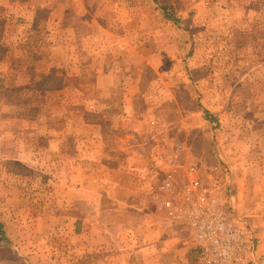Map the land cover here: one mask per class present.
<instances>
[{"label": "rangeland", "instance_id": "1", "mask_svg": "<svg viewBox=\"0 0 264 264\" xmlns=\"http://www.w3.org/2000/svg\"><path fill=\"white\" fill-rule=\"evenodd\" d=\"M30 1L36 20L27 26L26 2L0 0V264H104L103 247L78 252L82 238L54 218L90 210L74 202V187L91 179L99 150L107 158L119 145L96 139L90 124H102L105 109L91 107L94 92L73 88L80 80L96 85L105 70V83L116 86L109 100L129 101L140 115L134 127L145 132L143 146L165 153L181 146L178 180L196 163L204 177H217L224 199L232 196L234 213L264 219V0ZM50 51L82 55L84 75L47 69ZM61 114L84 115L83 140L65 143L59 120L50 124ZM224 211L232 217L228 202ZM154 214L163 250L130 255V263L195 264L190 229Z\"/></svg>", "mask_w": 264, "mask_h": 264}, {"label": "crops", "instance_id": "2", "mask_svg": "<svg viewBox=\"0 0 264 264\" xmlns=\"http://www.w3.org/2000/svg\"><path fill=\"white\" fill-rule=\"evenodd\" d=\"M10 1L16 5L26 2L23 5L26 9L24 11L26 14L25 19L26 22H29L27 26H31L36 20L31 1ZM65 42L55 43V48H62V43ZM92 55L93 53H91ZM42 59L46 63L45 67L47 69L52 63L51 67H49L50 69L57 68L58 71L64 69L66 75L72 74L76 80L84 75V71H86L84 68L86 64L82 63L84 60L82 55L78 56L76 52L73 53V57L67 53L64 55L60 53L59 57H56V54L50 51ZM62 59L65 60L64 65L61 64L60 60ZM109 73L111 71L105 70L103 75L96 76V85L91 84L87 88L80 83V80L78 84L73 85V88L76 93H83L84 88L94 92L95 95L88 101L91 102V107L98 110L105 109L106 114H103L102 119L99 118L102 124H99V122L96 124L92 121L90 124L94 130L97 129L99 131L96 139L103 141H105V138L116 140L119 145L113 146V151L109 152L107 158H103V154L99 150V157L95 165L91 167V172L93 173L91 179L87 180L85 178L81 182H77L78 185L74 187L76 192L74 202L84 205L85 208L89 205L90 210L87 213H83L82 209L78 207L74 215H70L66 211H60L62 213L59 212L54 220L60 222L61 228L64 225L66 227L71 225L74 235L82 238L83 241L79 239V247L74 248L78 252H98L103 247L106 251L104 264H136L135 262L130 263L128 259L130 255H137L143 251H151L155 254L156 251H159L158 254H160L163 250L161 247L163 228L161 224L157 223V217L154 214L157 209L147 193L148 186L156 182L162 175L163 166L158 160V155L163 150L160 147H156L154 143L149 149L143 146L141 134L145 132L143 131L140 134L134 127V123L141 122L139 120L141 117L137 112L136 115L132 113L129 101L125 103V101L120 100L117 103H112L109 100L110 91H114L116 88V86L105 83L109 77L106 75ZM45 74H47V71ZM67 84L71 85L70 82H66L65 85ZM120 88L123 89L124 87L121 86ZM59 91L65 93L66 87L60 86ZM78 102L79 100H76L75 106L79 105L77 104ZM80 102V104H83L82 102L84 101L80 100ZM64 104L67 106V101ZM50 120V124H54V121L59 120L62 127L60 130L63 133L62 138L66 144L70 143L69 141L84 139L80 131L82 126L87 125L84 115L71 117L61 114ZM131 123H133V127L129 126ZM52 133L54 132H51L49 127V135L47 137H50ZM102 170L106 171L105 176L98 173ZM69 188L73 189V187ZM43 214L39 215L38 218H45ZM234 214L242 222H245L252 232L256 243L255 256L252 263H260L258 258L264 256V219L254 215L250 217L249 213L246 212L243 215ZM54 215L55 213L47 217V219L53 218ZM176 238V236L173 240L170 238V243L176 244V241H174ZM87 240L92 244L90 249H86L87 244H85V241ZM103 244H105V247ZM67 248L66 253L69 254L68 243ZM101 263L103 264V262ZM91 264H99V261L91 262ZM154 264L163 263L158 259ZM166 264H184V261L174 257Z\"/></svg>", "mask_w": 264, "mask_h": 264}, {"label": "built area", "instance_id": "3", "mask_svg": "<svg viewBox=\"0 0 264 264\" xmlns=\"http://www.w3.org/2000/svg\"><path fill=\"white\" fill-rule=\"evenodd\" d=\"M179 146L173 153L158 155L163 171L148 186L150 200L165 217L183 222L190 229L197 250L195 264L253 262L256 243L252 232L235 216L232 196L224 199L226 192L217 177H204L198 165L191 163L184 168L181 179H177L180 165L175 161ZM227 202L232 211L230 218H226L224 211Z\"/></svg>", "mask_w": 264, "mask_h": 264}]
</instances>
